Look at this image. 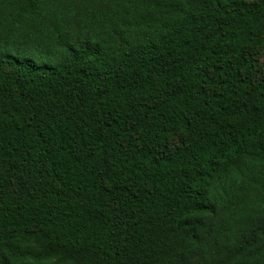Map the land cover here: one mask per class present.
Returning a JSON list of instances; mask_svg holds the SVG:
<instances>
[{"label": "trees", "instance_id": "16d2710c", "mask_svg": "<svg viewBox=\"0 0 264 264\" xmlns=\"http://www.w3.org/2000/svg\"><path fill=\"white\" fill-rule=\"evenodd\" d=\"M263 49L264 0H0V264H264Z\"/></svg>", "mask_w": 264, "mask_h": 264}, {"label": "rangeland", "instance_id": "374dc122", "mask_svg": "<svg viewBox=\"0 0 264 264\" xmlns=\"http://www.w3.org/2000/svg\"><path fill=\"white\" fill-rule=\"evenodd\" d=\"M254 58L256 61H258L260 67L264 69V49L258 51L255 55ZM262 74H259L261 76ZM183 141V138L181 135H175L173 136L170 141H169V147L168 148H176L178 147Z\"/></svg>", "mask_w": 264, "mask_h": 264}]
</instances>
